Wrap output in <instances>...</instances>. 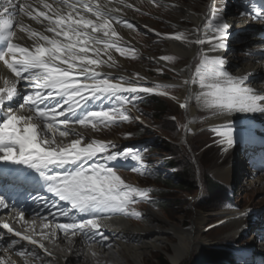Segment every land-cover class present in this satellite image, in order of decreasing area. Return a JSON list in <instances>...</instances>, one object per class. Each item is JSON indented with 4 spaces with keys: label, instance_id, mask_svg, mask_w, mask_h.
<instances>
[{
    "label": "snow or ice",
    "instance_id": "snow-or-ice-1",
    "mask_svg": "<svg viewBox=\"0 0 264 264\" xmlns=\"http://www.w3.org/2000/svg\"><path fill=\"white\" fill-rule=\"evenodd\" d=\"M149 3L156 7H175L161 5L160 0H149ZM117 4L133 7L126 0H115V3L113 0H0V62L15 77L2 78L4 86L0 87V164L37 173L48 193L70 205L53 212L51 208L57 207L53 201L49 208L53 220L43 225L45 229L54 224V230L60 229L65 235H81L86 243L104 247H111L105 243L111 238L102 230L103 221L115 215L142 218L131 206L149 201L148 190L126 184L109 162L129 157L140 162L142 157L131 149L109 152L110 142L95 139L85 142L74 126L91 127L95 131L100 125L110 127L127 122L131 117L125 107L135 97L129 98L124 93L168 95L163 89L173 87L142 86L101 70L103 65L115 66L114 60L108 63L100 58L108 54L109 49L115 48L121 55L133 54L135 58L134 50L120 47L114 39L118 38L114 25L134 28L116 15L121 12ZM244 15L264 21V9L253 8L252 12L241 13ZM25 17L40 27L27 24ZM17 28L27 35L31 44L14 42L23 39ZM229 28L213 3L204 14L203 22L191 31L156 33L165 39L201 46L195 72L182 81L185 86L198 84L200 91L186 97L179 104L181 109L186 110L189 101L195 99L214 116L233 112L264 113V92L246 83L249 75L234 76L226 71L222 56L209 55L227 48ZM108 59L112 57L109 55ZM159 59L173 61L174 57ZM135 77L144 79L139 73ZM21 81L26 86L23 93L17 88ZM106 101L113 103L101 107ZM212 131L222 138L221 144L232 146L235 143V130L230 122ZM70 136L75 138L69 140ZM100 154H106L102 156L104 163L97 159ZM132 170L138 171L137 168ZM2 174L31 182L24 171L10 173L5 168ZM41 199L48 207L47 198ZM14 207L0 195V208ZM19 215L23 219V210ZM78 216L82 218L77 219ZM57 217L65 219L61 222ZM0 227L19 237L8 242L5 253L24 240L43 248L31 236L15 232L8 223ZM15 254L42 259L38 253H26L23 249H15ZM44 255L51 256V253L44 249ZM0 264L17 262L5 257L0 258ZM24 264H28L27 259Z\"/></svg>",
    "mask_w": 264,
    "mask_h": 264
},
{
    "label": "rangeland",
    "instance_id": "rangeland-1",
    "mask_svg": "<svg viewBox=\"0 0 264 264\" xmlns=\"http://www.w3.org/2000/svg\"><path fill=\"white\" fill-rule=\"evenodd\" d=\"M220 1L221 0H219V2ZM165 3L167 5H175V7H167V9L165 7L156 9L150 8V11L154 14H152L150 18L147 17V19L142 16L143 21L140 22L135 21V19L138 17V14L133 12L128 14L130 18H132L127 19L128 23L140 26L142 29L140 32L143 31V33L147 36L139 35V29L134 26L136 34L133 35V39L140 43V49H137V58L133 59L131 62H124L123 68L132 71L135 69H137L136 71L143 70L144 73L149 75V77L158 76L160 79H163L161 76L165 75L167 79L164 80H168L172 83H178L174 85V88L165 90L163 89L168 93V95H161L162 101L168 110V116L166 115L161 118L164 123L153 118L151 114V109L153 107L151 106L152 101H149L146 107L144 106V111L139 107H128V115L131 117L130 121L132 122H124L119 124V127H112L108 131H100L102 139H116L117 143H121L124 141V139H121L123 135H128L129 132L136 133L137 131H134L133 128L140 127V125L143 124L145 126V131L141 136L146 137V141H153V143L150 144L152 146V153L154 154V157L152 158L153 162L150 164V171L152 173H171L169 167L167 166L166 168V163L168 162L169 158L171 159L175 155H178L181 157V159L191 163L192 173L194 174V183L196 186H194L195 193L192 195L186 194L174 186H169L168 191H165V193L158 196L160 200H162L164 197L165 201L163 202H166L165 204H169L171 202L170 205L173 207L165 210L141 206L142 213L143 210H150L170 223L182 222L184 228L192 227L194 217L200 213L207 219V221L202 225V238L205 239L206 244L204 247H202V249H199L206 256L215 254L217 250L216 247H223L220 245L225 244L226 239L232 240V242L229 243H233V248H236L237 250L250 249L252 252H254L253 254H255L256 251L262 249L260 245L261 243L258 242V240L257 243L256 238L253 239L252 231L249 228H255L258 225H260L261 228H264V189H260L261 187H258V185L251 188L244 187L245 182L243 180L245 172L243 171H245V169L243 167V161L240 159L241 154L239 153V149H233L231 155L225 163L218 161L221 154L219 150L220 146H223L224 144L220 143L222 138L212 131L213 128L207 129L208 127H204L202 125H205L204 120L207 119H204V116L206 115L202 114L205 111L199 112L200 114L198 116V121L194 124V129L189 130V135L187 134V126L191 118L187 110L181 109L179 107L180 102L178 97L181 93V88H178V86H180L178 81H180L181 78L177 68L185 64L188 68H191L193 74L195 72L196 64L200 60V56L197 54L192 61L185 62L184 60L179 59L176 55L169 53L168 49L165 47L167 45L165 38L154 35L155 31H150L151 28H154L159 33L170 34L176 31L177 24H183L187 27H191L192 24L190 21L185 18H181L179 10L185 9V6H190V8H193L195 12L199 14L201 13L204 16V14L207 13L210 8L209 0H165ZM220 5L221 4H218L217 6ZM252 21L254 20L252 19ZM144 25L146 27H144ZM252 27L253 26L249 24L244 29H240L238 32L242 33L247 30V28ZM232 48H237V51L232 54V57L238 61H241L243 56L240 54V51H238V46L234 44L232 45ZM162 56L174 57L173 61H165L170 68L166 67L167 65L165 62L161 64H165L166 66L160 65L158 63L156 64L155 59L158 60V58ZM119 61L122 62L123 60ZM173 97H175V99H173ZM191 104H197L195 99H193ZM91 140L92 137H90L87 142H90ZM124 142L127 143L129 141L126 140ZM166 150H168V152H166ZM231 165H234L235 169L233 174L234 179L232 180L231 184H227L226 186L225 183L217 180L213 173L216 168L224 169ZM117 170V174L119 176L122 174V177L125 180L135 182L142 187L148 185L147 182L141 183L133 176L127 175L126 173L121 172L119 169ZM206 177H209L211 180L223 184L232 190V195L228 196L234 202V204L231 206L238 207L243 211L246 210V212H248L251 216V219L247 221L248 227L246 230H244L245 232L242 233V235L245 233L243 236L241 235V237L235 239L236 236L231 235L227 227L218 221L219 217L216 213L219 210H226L225 199L221 194L208 191ZM158 185L162 187L168 186L165 182L158 183ZM139 209L140 206L135 210L138 211ZM139 224H141V221ZM225 248L231 249L230 247ZM171 252V247L166 250L153 251L147 256V264H159L160 257L165 258L170 264H173L169 257ZM105 255L110 258L108 253H105ZM234 256L235 255L232 254L217 264H236L233 261ZM196 259L197 252L193 251V254L181 264H196ZM30 263L34 264L33 261L29 260L28 264ZM110 263L115 264L113 261H110ZM40 264L48 263L43 260Z\"/></svg>",
    "mask_w": 264,
    "mask_h": 264
},
{
    "label": "bare ground",
    "instance_id": "bare-ground-1",
    "mask_svg": "<svg viewBox=\"0 0 264 264\" xmlns=\"http://www.w3.org/2000/svg\"><path fill=\"white\" fill-rule=\"evenodd\" d=\"M214 1L216 0H209V4ZM185 7V9L179 8V13L181 18H185L190 21L192 26L187 27L183 24H177V29L176 31L174 30L175 32L183 30L191 31L203 22V15L201 13L199 14L195 12V10L190 8V6ZM218 11L222 13L224 19H226L227 23L230 25V28L234 25V28L239 31L240 29H244L249 25L247 20L234 21V23H232L231 20L234 18L228 14L227 10L223 9ZM230 28L228 31L231 33ZM233 36L234 34L231 33L230 37ZM254 41L256 42V39L251 40V42ZM165 42L167 44L165 47L168 49L169 53L176 55L179 59L184 60L185 62L192 61L197 55V48L199 49V46L197 45L183 44L170 39H165ZM203 47L207 48L208 45H204ZM225 52L226 50H220L215 53H209V55L220 56ZM155 62L156 64L163 63L160 60ZM230 63L235 65L234 70L238 76L244 74H250L252 75L251 77L254 78H262L264 76V59L262 58L258 62L255 61V63L237 60L236 63L234 61H231ZM177 71L179 72V76L181 78L179 81L181 93L179 94L178 100L180 103H182L185 101L186 97L197 93L200 90H198L197 84H190L187 86L182 84V81L192 74L191 68H188L187 65L184 64L179 66ZM8 76V73L0 66V87L4 86L2 78L8 79ZM259 82L260 83L250 80L246 83L254 89L264 92V84L261 81ZM189 102L190 104H188L186 109L189 112L191 118L187 126L188 135L189 130L194 129V124L198 121L200 111H205L202 113L205 115L211 113L207 109L203 110L205 108L199 104L192 105L191 103L193 102V99ZM236 114L239 116V118L246 117L245 114L233 112L227 115L211 116L210 118L205 119L204 123L207 126H215L232 122L234 121V115ZM249 116L255 117L256 113H249ZM233 145L228 146L224 144V147L218 145L220 146L219 150L221 152L219 157L220 159L218 161L225 163L228 160L229 156L231 155ZM226 147L227 151H224ZM234 171V165H231L224 169L216 168L213 175L217 180L229 185L234 179ZM256 179L257 178H255V180ZM251 182H246L244 187L251 186ZM256 185L261 187L260 189H264V176L256 180L254 186ZM216 214L219 217L218 221H220L222 224L226 223L229 227L237 222L235 227L228 228L230 234L236 237L245 230L247 220L249 218V213L246 212V210L241 211L226 209L221 211L219 210ZM206 221L207 219L202 214L198 213L193 219L192 227L184 228L182 222L170 223L150 210H145L144 219L141 224H134L132 221L127 220L123 215H115L111 219H106L103 221L102 230L104 233L108 232L114 237L113 242L116 241V247L114 246L111 250H109L108 247L103 246V251H99L98 249L94 251V249L83 248L79 242H77L75 246L70 247L62 245L61 242H56L54 247L61 251H56V249L53 247V250L50 252L51 256H49L47 259L49 260L48 264L49 262H51V264H111L110 261H113L115 264H147V256L149 254L156 250H166L169 247H171L172 250L169 257L173 264H181L193 254V251L197 252L196 264H217L220 263V261H223L226 257L232 255L233 251L229 248H225V246H217L215 254L206 256L199 250L202 249V247H204L206 244L205 239L202 238V225ZM225 242L229 243L232 242V240L226 239ZM33 247L35 248V245H33ZM105 253H108L110 258H108ZM0 256L1 258L10 257V252H0ZM12 258V260L17 262V264H20L17 257Z\"/></svg>",
    "mask_w": 264,
    "mask_h": 264
},
{
    "label": "trees",
    "instance_id": "trees-1",
    "mask_svg": "<svg viewBox=\"0 0 264 264\" xmlns=\"http://www.w3.org/2000/svg\"><path fill=\"white\" fill-rule=\"evenodd\" d=\"M151 101H152L151 106H153L151 109L152 110L151 114L153 118L164 123V121L161 118L168 114L167 112L168 110L164 102L162 101V99H158V98L152 99ZM166 152H168V150H166ZM172 159L171 161L169 160L168 166L177 168L178 170L163 181L168 185V186H164V189L168 191L169 186H174L175 188L182 190L186 194L189 195L194 194L195 193L194 186L196 185L194 183V174L192 173L191 163L189 161L181 159V157H179L178 155H175L174 157H172ZM206 182L208 184L209 192L211 191L212 193L214 192L217 194H221L222 196H224V199H228V192L222 185L211 180L209 177H206ZM163 201H165L164 197H163ZM165 203L166 202H162V206H161L162 209L168 210V208L173 207L170 205L171 202L169 204H165ZM159 264H170V263L165 258L160 257Z\"/></svg>",
    "mask_w": 264,
    "mask_h": 264
}]
</instances>
